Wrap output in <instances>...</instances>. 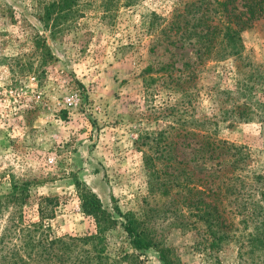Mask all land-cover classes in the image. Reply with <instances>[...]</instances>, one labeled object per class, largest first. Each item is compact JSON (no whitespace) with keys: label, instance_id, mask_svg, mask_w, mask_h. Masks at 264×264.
Segmentation results:
<instances>
[{"label":"rangeland","instance_id":"1","mask_svg":"<svg viewBox=\"0 0 264 264\" xmlns=\"http://www.w3.org/2000/svg\"><path fill=\"white\" fill-rule=\"evenodd\" d=\"M43 1L0 0V194L12 178L30 180L26 217L35 219L38 197H56L51 235L83 236L95 223L81 211L78 178L118 219L107 233L111 254L131 251L114 206L139 213L149 203L156 240L181 264H264V247L243 239L203 249L205 229L179 227L165 208L170 195L149 189L150 156L153 167L171 172L167 157L188 159L186 142L197 140L203 122L246 145L251 169L264 174V123L258 115L242 121L232 107L233 96L242 100L234 91L249 64L264 67V18L241 32L236 57L220 42L229 19L215 13V0H83L57 33L37 19ZM35 34L52 57L40 55ZM256 98L264 101V86ZM190 166L201 175L200 165ZM248 224L239 229L244 239ZM135 252L140 264H162L154 248Z\"/></svg>","mask_w":264,"mask_h":264},{"label":"trees","instance_id":"2","mask_svg":"<svg viewBox=\"0 0 264 264\" xmlns=\"http://www.w3.org/2000/svg\"><path fill=\"white\" fill-rule=\"evenodd\" d=\"M82 1L44 0L37 19L45 30L57 33L78 16ZM135 1L123 0L111 6H128ZM215 3L219 6L215 13L221 12L229 19L220 42H225L230 53L239 57L244 50L241 32L264 18V0H215ZM204 35L208 41L215 38L213 32ZM33 39L34 46L40 48V55L52 57L45 38L35 34ZM249 67V72L236 82L234 91L242 100L233 96L232 107L240 109L238 117L242 121L258 115L264 123V101L256 98L252 102L257 89L264 86V67L257 64H249ZM253 106L258 111H253ZM200 127L195 134L197 140L186 142L191 155L188 159H178L173 153L167 157L171 172L153 167L154 158L150 156V194L153 195V189L157 187L159 195H170L165 208L180 218L179 227L201 226L205 229L203 249L217 250L237 238L245 240L248 247L256 244L264 247V174L251 169L252 154L246 145L219 138L204 122ZM159 143L157 140L156 144ZM168 145L173 148L174 142H168ZM160 147L164 149L162 142ZM156 159L161 161L164 156ZM190 162L202 167L200 176H196ZM31 185L30 180L12 178L8 189L0 194V264H140L135 251L150 248L157 251L162 264H181L179 257L172 255L170 247L156 240L152 225L155 210L149 203L146 207L144 204L139 213L123 212L114 206L131 247V251L114 255L108 251L107 233L118 219L78 178L74 185L81 211L91 216L95 223V232L83 236L51 235L47 221L53 216L56 197H38L34 202L35 219L27 218L26 206H32ZM248 223L252 228L244 239L239 229L241 224L248 228Z\"/></svg>","mask_w":264,"mask_h":264}]
</instances>
